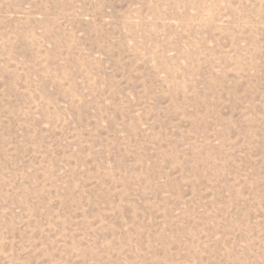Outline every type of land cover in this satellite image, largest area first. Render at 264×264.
Returning a JSON list of instances; mask_svg holds the SVG:
<instances>
[{
  "label": "rangeland",
  "instance_id": "374dc122",
  "mask_svg": "<svg viewBox=\"0 0 264 264\" xmlns=\"http://www.w3.org/2000/svg\"><path fill=\"white\" fill-rule=\"evenodd\" d=\"M0 264H264V0H0Z\"/></svg>",
  "mask_w": 264,
  "mask_h": 264
}]
</instances>
